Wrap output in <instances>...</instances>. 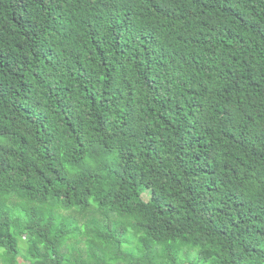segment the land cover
<instances>
[{
    "label": "trees",
    "instance_id": "1",
    "mask_svg": "<svg viewBox=\"0 0 264 264\" xmlns=\"http://www.w3.org/2000/svg\"><path fill=\"white\" fill-rule=\"evenodd\" d=\"M0 264H264V0H0Z\"/></svg>",
    "mask_w": 264,
    "mask_h": 264
}]
</instances>
